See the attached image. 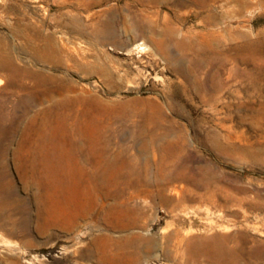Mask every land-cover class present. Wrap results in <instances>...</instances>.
Returning <instances> with one entry per match:
<instances>
[{"label":"rangeland","instance_id":"rangeland-1","mask_svg":"<svg viewBox=\"0 0 264 264\" xmlns=\"http://www.w3.org/2000/svg\"><path fill=\"white\" fill-rule=\"evenodd\" d=\"M154 1L0 0V264H264V0Z\"/></svg>","mask_w":264,"mask_h":264},{"label":"bare ground","instance_id":"bare-ground-1","mask_svg":"<svg viewBox=\"0 0 264 264\" xmlns=\"http://www.w3.org/2000/svg\"><path fill=\"white\" fill-rule=\"evenodd\" d=\"M77 1V0H76ZM146 1V0H145ZM150 1V0H149ZM154 1V0H153ZM215 1V0H213ZM219 1V0H218ZM104 0H81L80 2V5L82 7H84L86 14H87V18L88 19H95L96 22L94 24V28H93V34L94 36L99 39V41H112V40H119L121 39V33H119L117 31L118 29V26L119 25H122L123 27L127 26L128 25V17L125 15V13L123 12V10L121 9H118L114 6H110L106 9H100V10H96V8L100 7L102 4H103ZM155 2V1H154ZM152 2V3H154ZM105 3V2H104ZM78 5V4H77ZM104 5V4H103ZM79 6V5H78ZM105 8V7H104ZM214 8V7H213ZM206 9V8H205ZM209 11V10H208ZM143 14L139 15L142 17ZM138 17V16H137ZM140 17V18H141ZM220 15L212 12L210 14L207 15L206 17V24H207V28L206 30H203V31H199L197 32V35H199L202 40H197L194 38H191L189 37V40H187L186 36H184L183 34V37L182 39H178L177 38V35L176 33L178 32V28L177 27H173L171 25H167V27L162 31V35L163 36H168L166 38V41H169L170 39H175L176 41V44L180 50V48H185L187 47V49L192 52V54L194 55L195 58H197L196 55H200L201 57L208 54L206 49L209 48L208 46L210 45H213V46H216L217 49H215V58H216V62L217 63H222L224 61V58H222V56L224 54L221 53V48H223V46L226 44L222 39H223V30L217 28V29H213V27L211 26H214V23L218 22V20H220ZM132 19V18H131ZM134 19V18H133ZM146 19V17H145ZM144 19V21H145ZM148 19V18H147ZM222 20V19H221ZM131 21V20H130ZM205 21V20H204ZM147 22V20H146ZM149 22V21H148ZM151 22V20H150ZM157 22V21H156ZM167 22V21H166ZM168 23V22H167ZM151 25V23H149ZM152 24H153V21H152ZM163 24V23H162ZM165 24V22H164ZM220 24V23H219ZM149 25V26H150ZM129 26V25H128ZM131 26V25H130ZM135 26L137 28V31H138V34L141 36V37H144L146 35V33L148 32V29L149 26H144V27H141L140 24L138 23H135ZM78 28V26H77ZM84 28V25L81 23L79 25V30H83ZM152 29V28H151ZM162 29V28H161ZM194 30V29H193ZM86 31V30H85ZM125 31V30H124ZM232 31V30H231ZM234 32V31H233ZM84 33V32H83ZM82 33V34H83ZM194 33V32H193ZM223 33V34H222ZM125 34V33H124ZM189 35V34H187ZM194 35V34H193ZM226 38V37H225ZM235 38V36H234ZM161 39V38H160ZM228 39V38H227ZM229 40V39H228ZM234 40V39H233ZM260 40V39H259ZM251 41V40H250ZM249 41V36L248 34L246 33H242V32H239L237 34V40H236V43L238 44L239 47H243V46H246V47H250V46H254V47H263L264 46V41L260 40L258 42H250ZM116 42V41H115ZM119 42V41H118ZM160 42H165L164 38H162L160 40ZM161 44V43H159ZM241 44V45H240ZM164 45V44H163ZM228 45V44H227ZM241 47V48H242ZM146 44L145 43H138L136 44V46L133 48L134 50L137 49V50H140V51H144L146 50ZM237 48V47H235ZM240 49V48H239ZM259 49V48H258ZM200 50V51H199ZM184 51V49H183ZM223 51V50H222ZM237 51H238V48H237ZM130 52V51H129ZM211 53V51H209ZM263 53V52H261ZM188 55L187 56H178V60H184L185 58H188ZM229 55V54H228ZM228 55L226 54L225 56L228 57ZM259 55V54H258ZM257 55V56H258ZM233 56V55H232ZM231 56V57H232ZM235 57V55H234ZM233 57V58H234ZM205 58V57H204ZM198 59V58H197ZM207 59V58H205ZM182 60V61H183ZM228 62V61H227ZM209 63V62H208ZM230 63V62H229ZM184 64V63H183ZM219 65V64H218ZM217 65V66H218ZM264 66V65H263ZM179 67V66H178ZM184 67H185V64H184ZM206 67V66H205ZM188 68V67H187ZM190 69V68H189ZM257 69V68H256ZM255 69V72H257ZM185 70V69H184ZM195 72V71H194ZM251 73V72H250ZM187 76H191L190 73L186 72L185 73ZM197 74V73H196ZM210 74V73H209ZM213 74V73H212ZM254 76V75H252ZM251 76V77H252ZM211 77V74L210 76ZM240 77V75H239ZM189 78V77H187ZM193 78V77H192ZM191 78V79H192ZM197 78V77H196ZM253 78V77H252ZM251 80V79H250ZM261 81H264V69H259V71L257 72L254 80L252 81V84H253V89H258L259 87V84L261 83ZM261 110V109H260ZM264 110V109H263ZM263 119V118H262ZM264 120V119H263ZM258 123H260V121H258Z\"/></svg>","mask_w":264,"mask_h":264}]
</instances>
